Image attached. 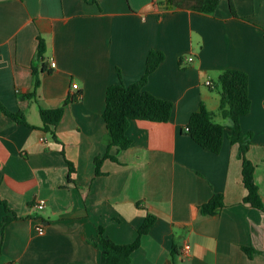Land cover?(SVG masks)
Segmentation results:
<instances>
[{"label": "crops", "instance_id": "crops-1", "mask_svg": "<svg viewBox=\"0 0 264 264\" xmlns=\"http://www.w3.org/2000/svg\"><path fill=\"white\" fill-rule=\"evenodd\" d=\"M218 1L206 16L167 11L156 0H0V104L35 127L38 107H64L57 141L0 112V224L12 219L0 228V264H100L97 228L130 244L147 215L156 220L130 264H264V212L243 203L229 132L217 154L185 132L200 104L228 126L217 114V79L225 69L245 73L250 110L240 128L251 135L246 159L264 202V0ZM150 51L164 59L144 90L173 104L171 118L130 121V148L113 149L116 160H105L95 176L94 158L110 142L106 89L138 81ZM41 64L51 73L40 72ZM32 67L40 72L36 100L24 98ZM215 194L223 207L202 216L199 207ZM243 247L256 253L248 258Z\"/></svg>", "mask_w": 264, "mask_h": 264}, {"label": "trees", "instance_id": "trees-1", "mask_svg": "<svg viewBox=\"0 0 264 264\" xmlns=\"http://www.w3.org/2000/svg\"><path fill=\"white\" fill-rule=\"evenodd\" d=\"M164 10L171 12L188 11L196 15H212L217 9L218 0H156ZM230 12L234 18L236 13L230 4ZM45 51V45L41 38H38L36 60H41ZM164 56L159 51H150L145 61V70L142 77L130 84L118 83L107 87L105 92V107L102 119L109 136V144L102 156L94 158V174L100 175V167L105 160L115 161L112 150L123 151L130 148L131 141L126 136V130L130 121H147L152 123H167L172 115L173 104L170 101L161 100L147 91L144 86L148 77L156 70L163 61ZM40 72L48 74L45 64H41ZM32 67V91L24 98L36 100V93L40 86L39 73ZM219 105L217 114L228 121V126H223L214 121V114L209 112L203 104L193 112L186 124V135L200 148L213 154L219 153L225 131L229 132L228 140L236 145L238 157L241 160V181L246 190L243 203L253 209L264 212V202L254 182L255 167L246 159V152L250 146L251 135L244 134L240 128V119L246 116L250 110L248 98V77L245 73L232 69L223 70L218 79ZM69 99L66 100V103ZM0 112L16 124L39 130L48 134L50 138L57 141L55 130L64 116V107L45 109L38 107V114L41 121L40 127L30 126L22 113H11L0 104ZM68 164V182H71L70 175L73 173L71 163ZM223 207L222 196L215 194L205 204L199 207L202 216L215 215ZM12 219L3 218L0 228H3ZM155 217L147 215L137 230L135 240L126 245H118L111 242L102 227L97 228V245L101 249L100 264H130L131 255L139 248L142 236L146 235L155 222ZM242 251L251 258L256 253L251 248H242ZM172 255L177 256L178 250L172 246Z\"/></svg>", "mask_w": 264, "mask_h": 264}, {"label": "built area", "instance_id": "built-area-1", "mask_svg": "<svg viewBox=\"0 0 264 264\" xmlns=\"http://www.w3.org/2000/svg\"><path fill=\"white\" fill-rule=\"evenodd\" d=\"M186 61H187V62H191L192 59H191V58H188ZM48 67H49L50 69H54V68H55V64H54V62H53V61H50ZM208 84H209V83H207V85H208ZM77 88H78L77 84H72V86H71V89H72V90H77ZM44 206H45V202H44V201H39V202L34 206V208H35L36 210L40 211V210H42V209L44 208ZM37 231H38V234H39V235H43V233H44V231H43L42 228H38Z\"/></svg>", "mask_w": 264, "mask_h": 264}, {"label": "rangeland", "instance_id": "rangeland-1", "mask_svg": "<svg viewBox=\"0 0 264 264\" xmlns=\"http://www.w3.org/2000/svg\"><path fill=\"white\" fill-rule=\"evenodd\" d=\"M215 122H218V120L216 119V120H214Z\"/></svg>", "mask_w": 264, "mask_h": 264}]
</instances>
